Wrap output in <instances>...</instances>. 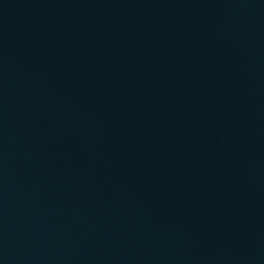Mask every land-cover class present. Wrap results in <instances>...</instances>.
Returning a JSON list of instances; mask_svg holds the SVG:
<instances>
[{
    "label": "water",
    "instance_id": "1",
    "mask_svg": "<svg viewBox=\"0 0 264 264\" xmlns=\"http://www.w3.org/2000/svg\"><path fill=\"white\" fill-rule=\"evenodd\" d=\"M0 264H264V0H0Z\"/></svg>",
    "mask_w": 264,
    "mask_h": 264
}]
</instances>
